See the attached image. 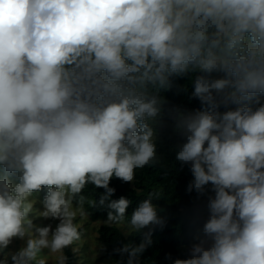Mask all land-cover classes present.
<instances>
[{"label":"clouds","instance_id":"obj_1","mask_svg":"<svg viewBox=\"0 0 264 264\" xmlns=\"http://www.w3.org/2000/svg\"><path fill=\"white\" fill-rule=\"evenodd\" d=\"M175 79L199 107L169 106ZM165 116L209 214L164 259L264 264V0H0V264H69L101 208L113 264H143L166 210L150 191L129 213L110 184L161 164Z\"/></svg>","mask_w":264,"mask_h":264},{"label":"trees","instance_id":"obj_2","mask_svg":"<svg viewBox=\"0 0 264 264\" xmlns=\"http://www.w3.org/2000/svg\"><path fill=\"white\" fill-rule=\"evenodd\" d=\"M186 84V79H175L174 86L171 91L163 93L170 102L169 106H180L184 109H194L199 107L198 101L189 102L188 93L178 91ZM190 91V87H189ZM167 126L161 129V140L159 142L158 151L162 156L160 165L155 167H147L137 172L134 185L131 183H123L118 179H113L110 186L116 189L113 199L120 196L128 197L133 201L131 208L145 198L150 191L156 192L160 200L157 201L160 207L166 211L162 213L167 218L166 227L163 230L156 229L153 240L154 244L150 247L142 257L143 264H169L164 259L166 253H172L174 257L184 258L186 254L180 253V248L187 246L193 242V237L202 227L203 222L208 218L207 197L196 198V193H186V185L192 179L188 167L179 170V164L174 163V145L178 142V138L172 135L169 117L165 116ZM46 191V190H45ZM103 189H93L88 186L84 194L89 198H97ZM87 208V204L85 205ZM92 211L91 219L97 220L107 217V209H88ZM100 238L105 245L106 252L113 261L119 260L120 256L113 252V249L122 246L125 238L119 228L100 227L98 230ZM137 243L141 239L140 235L130 237ZM65 255L69 259V264L75 261L71 248L65 249Z\"/></svg>","mask_w":264,"mask_h":264},{"label":"rangeland","instance_id":"obj_3","mask_svg":"<svg viewBox=\"0 0 264 264\" xmlns=\"http://www.w3.org/2000/svg\"><path fill=\"white\" fill-rule=\"evenodd\" d=\"M39 195H40V199H42L44 192H41ZM36 207H40V204H37ZM103 219L106 218H101L97 220H103ZM97 220L91 219V221L85 222L84 223L85 234L83 239L77 242L76 244H74L72 247H70L75 258L73 264H113L114 261L110 256H108L106 249L105 248L103 250L98 249L99 243L103 244V242L98 232L100 226L98 223H95V221ZM35 223L38 224L52 223L53 226H55L57 221L40 219V220H36ZM20 246H21V242L17 240L10 246V248L17 249ZM180 253L181 254L187 253L186 246L180 248ZM42 255L46 256V258L48 259V264H56L55 255L48 256L47 250H45V252Z\"/></svg>","mask_w":264,"mask_h":264}]
</instances>
